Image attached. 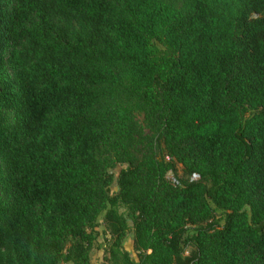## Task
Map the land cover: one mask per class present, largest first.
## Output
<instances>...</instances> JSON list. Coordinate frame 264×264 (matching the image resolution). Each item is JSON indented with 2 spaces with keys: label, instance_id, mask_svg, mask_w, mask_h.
<instances>
[{
  "label": "trees",
  "instance_id": "trees-1",
  "mask_svg": "<svg viewBox=\"0 0 264 264\" xmlns=\"http://www.w3.org/2000/svg\"><path fill=\"white\" fill-rule=\"evenodd\" d=\"M101 213V264H264V0H0V264Z\"/></svg>",
  "mask_w": 264,
  "mask_h": 264
},
{
  "label": "rangeland",
  "instance_id": "rangeland-1",
  "mask_svg": "<svg viewBox=\"0 0 264 264\" xmlns=\"http://www.w3.org/2000/svg\"><path fill=\"white\" fill-rule=\"evenodd\" d=\"M164 50V46H162L161 43L156 42L155 43V51L156 54H161ZM135 118L138 120V122L143 125V115L142 113L135 111L134 112ZM124 167V165H117L114 169H111L110 172H112L115 177L118 174L120 168ZM171 175L172 177L177 178L178 180L182 181L183 179L186 178V173L183 168V166L180 163H174V168L173 171L168 172L167 176ZM110 191L112 193L117 191V187L115 182H113L110 186ZM119 212L122 213L126 217V211L123 208H119ZM218 214V213H217ZM102 216L103 213H101L98 218V226L96 227V230L98 231V237L96 244L94 248L90 251V259L93 264H101L103 262V248L102 246L104 245V240L103 238L105 237V231H104V226L102 222ZM221 213L219 212V217H221ZM127 224L131 226V221L126 217ZM222 223V219L220 221ZM123 248L128 251L129 255L132 256L136 260V254L132 248V229L129 228L123 242H122ZM65 264H70V263H65Z\"/></svg>",
  "mask_w": 264,
  "mask_h": 264
},
{
  "label": "built area",
  "instance_id": "built-area-1",
  "mask_svg": "<svg viewBox=\"0 0 264 264\" xmlns=\"http://www.w3.org/2000/svg\"><path fill=\"white\" fill-rule=\"evenodd\" d=\"M166 159H168V157H166ZM166 177H167V179H168L173 185H177V184L179 183L178 179L175 178V177H172L171 175L166 176ZM198 178H199V175H198V174L193 173V174L191 175V179H193V180H196V179H198Z\"/></svg>",
  "mask_w": 264,
  "mask_h": 264
}]
</instances>
